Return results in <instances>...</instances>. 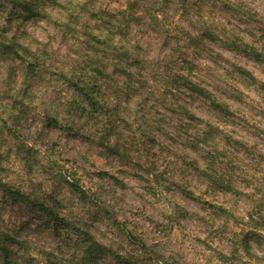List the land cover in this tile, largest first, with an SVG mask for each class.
I'll return each instance as SVG.
<instances>
[{"label":"clouds","instance_id":"clouds-1","mask_svg":"<svg viewBox=\"0 0 264 264\" xmlns=\"http://www.w3.org/2000/svg\"><path fill=\"white\" fill-rule=\"evenodd\" d=\"M0 264H264V0H0Z\"/></svg>","mask_w":264,"mask_h":264}]
</instances>
